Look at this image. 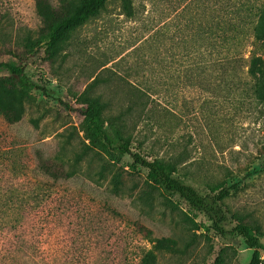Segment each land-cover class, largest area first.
Returning <instances> with one entry per match:
<instances>
[{
    "label": "rangeland",
    "instance_id": "rangeland-1",
    "mask_svg": "<svg viewBox=\"0 0 264 264\" xmlns=\"http://www.w3.org/2000/svg\"><path fill=\"white\" fill-rule=\"evenodd\" d=\"M42 1L66 15L78 3ZM203 3L204 9L209 6ZM179 12H199L198 4L109 0L98 15L68 34L54 60L42 53L27 65L26 81L18 85L27 96L22 120L10 124L0 116V182L16 196L39 202L28 204L22 222L0 216V264H19V258L27 264H141L153 243L135 229L134 220L154 237H171L181 245L193 232L198 236L185 256L162 255L151 264H215L225 248L230 255L225 264H250L254 249L241 236L222 238L203 213L178 195L169 196L173 209L164 206L157 193L151 208L136 202L147 172L134 166L127 154L87 150L75 176L59 182L48 178L44 167L38 169L37 158L45 168L59 158L55 172L71 170L68 161L84 150V134L73 129L79 128L84 109L75 95L93 79H101L95 93L114 111L127 108L136 87L157 89L155 97L170 115L167 129L154 121L153 132L172 134L168 146L157 148L153 156L146 153V158L185 148L187 159L177 176L202 193L223 183L231 188L224 207L264 229V116L249 103L242 105L241 95L222 92L211 73L206 79L197 72L193 58L180 47L177 32L185 22L177 18ZM41 25L36 0H0V60L12 58ZM257 32L264 35V10ZM133 131L136 140V127ZM106 159L127 172L119 194L111 191V173L104 178L97 174ZM185 215L200 228L192 227L190 233Z\"/></svg>",
    "mask_w": 264,
    "mask_h": 264
},
{
    "label": "trees",
    "instance_id": "trees-1",
    "mask_svg": "<svg viewBox=\"0 0 264 264\" xmlns=\"http://www.w3.org/2000/svg\"><path fill=\"white\" fill-rule=\"evenodd\" d=\"M108 1L78 0L66 15L61 9L36 0L41 27L35 36L29 34L25 37L22 48L12 58L0 60V116L10 124L22 120L27 96L18 89V85L21 81H26L27 65L39 60L42 53L46 60H54L63 51L68 34L98 15ZM205 1H208L209 6L204 9ZM195 3L198 4L199 12H179L180 15H177L180 21L185 22L184 29L177 32L180 47L187 52L188 59L193 58L198 73L200 70L206 79L211 73L215 79H219L222 92L233 91L236 95H241L242 103H239H249L264 116V35L257 32L264 0H195ZM209 8L210 12H207ZM162 33H158V36L163 35ZM101 84V79L96 77L83 92L75 95L76 103L84 109L80 112L79 128L73 129L82 132L85 140L82 142L84 150L68 161L71 170L62 168V172H55L61 165L58 164L61 161L59 158L52 161L53 166L46 165V168L45 162L37 158L38 169L42 167L43 170L44 167V174L59 182L75 176L88 154L87 150H94L97 155H112L113 151L127 154L132 157L134 166L147 172L136 202L151 208L157 193L163 198L162 204L173 209L174 203L169 196L178 195L194 210L203 213L211 222V229L222 238L241 236L245 244L254 249L250 264H264L263 227L232 214L223 205L230 197L231 188L219 183L210 186L207 193H202L181 180L177 173L187 159L185 148L176 154H169L167 151L162 157L154 156L152 160L146 158V153L153 156L156 155L157 148L168 146L169 135L172 134L171 131L164 135L153 132L154 121L161 122L160 128L167 129L170 115L169 108L159 105L155 97L159 94L157 89L153 91L136 87V94H132L127 108L114 111L110 102L104 100L101 94L95 93ZM135 127L136 140L133 135ZM149 143L150 147H147ZM107 173L112 174L111 191L119 194L124 174L127 173L125 168L106 159L97 174L99 178H104ZM138 188L139 185L136 184V189ZM31 201L39 202L32 197L16 196L13 191L3 188L0 182L1 217L22 222ZM183 222L188 225L186 228L190 233L192 227L196 230L200 228L187 215ZM132 224L153 243L152 248L145 252L141 264H151L154 257L160 258L167 254L183 257L194 246L198 237L193 232L187 242L181 245L179 240L171 237H154L153 231L140 220H134ZM227 250L229 249L222 250L215 264L226 263L230 256ZM18 261L19 264H27L24 258H19Z\"/></svg>",
    "mask_w": 264,
    "mask_h": 264
}]
</instances>
